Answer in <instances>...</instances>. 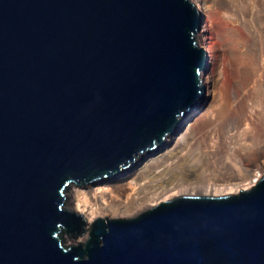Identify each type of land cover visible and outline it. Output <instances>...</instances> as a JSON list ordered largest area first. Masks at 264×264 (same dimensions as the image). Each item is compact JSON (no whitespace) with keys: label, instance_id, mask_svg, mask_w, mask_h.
<instances>
[{"label":"water","instance_id":"95a60500","mask_svg":"<svg viewBox=\"0 0 264 264\" xmlns=\"http://www.w3.org/2000/svg\"><path fill=\"white\" fill-rule=\"evenodd\" d=\"M192 0H0V264H264V176L127 220L87 221L68 191L174 135L206 96Z\"/></svg>","mask_w":264,"mask_h":264},{"label":"bare ground","instance_id":"6f19581e","mask_svg":"<svg viewBox=\"0 0 264 264\" xmlns=\"http://www.w3.org/2000/svg\"><path fill=\"white\" fill-rule=\"evenodd\" d=\"M192 1L205 16L202 32H208L215 23L218 29L203 39L209 43L210 55V70L205 80L207 93L199 106L187 113L189 118L192 113L195 115L189 123L185 121L184 127L190 132L197 126L209 129L211 142L202 148L199 163H194L189 146L183 145L179 137L174 140L169 135L156 149L135 154L134 163L117 175L91 184H75L69 193V209L86 219V231L99 218L107 223V218L134 219L178 197L236 195L253 188L263 178L258 170L264 168V153L258 152L250 161L258 172L248 182L242 169L228 161L226 154L231 140L242 128L252 124V117L246 114L244 98L239 93L242 85L237 81L247 65L244 58L237 56H247V36H261L257 22L262 0ZM217 32L222 34L227 50L211 41ZM249 68L252 73L259 71L256 64ZM210 174L215 178L204 181L203 178Z\"/></svg>","mask_w":264,"mask_h":264},{"label":"rangeland","instance_id":"374dc122","mask_svg":"<svg viewBox=\"0 0 264 264\" xmlns=\"http://www.w3.org/2000/svg\"><path fill=\"white\" fill-rule=\"evenodd\" d=\"M258 17L259 19L257 22L258 24L257 26L261 32V36L260 37L247 36V40L245 43L247 46L246 57L245 55L237 56L236 54L238 59L244 58L245 63L247 65V69L244 71V74L240 76L237 74L236 77L239 76L237 81H239V83H241L242 85L240 87L239 93L241 94L242 98H244L246 114L248 113L252 117L251 120L252 124L248 127L242 128L240 130V133H238L231 140V142L227 145L226 148L228 161H230L231 163L242 169L243 171L242 175L246 179H249L247 180V182L250 181V179H252L258 171H261L264 176V168H260L257 171L255 167H253L250 164V161L256 158L258 152L264 153V0H262L260 10L258 11ZM217 29H218V24L215 23L214 27L212 26L208 32L201 33L202 39H204V37L207 36L206 34L209 35L210 32L212 33ZM211 41L214 42L215 44H218L219 46L224 47L225 50H227V47L224 46L223 44L222 34L217 32V34L213 35ZM203 43L205 44L208 52L209 43H206V41L204 40ZM209 59H210V55H209ZM253 64H256L259 69V71H257L256 73H252V71L249 68ZM209 70L207 71V74L209 73ZM206 76H205V80H206ZM229 80L232 82L233 78L231 77ZM206 93H207V85H206ZM193 115L195 114L192 113V117H194ZM192 117L189 118L187 114V117L184 118L183 120L182 123L183 125L181 124L183 127L181 128L180 125L179 130H177L175 135H172V139L175 140L177 137H179L180 142L183 145L189 146L190 148L189 154L191 159L195 161L194 163H199L198 161L201 156L202 148L208 146L211 142L210 141L211 139L208 137L209 129H205L197 126L196 129L193 130L192 132L187 131V129L184 127L185 121L189 123ZM154 153L155 151L152 154ZM236 153L240 154V156L239 157L233 156ZM214 178L215 176L210 174L207 177H204L203 180L207 181L208 179H214ZM74 185L75 184L71 186L70 190L73 189ZM70 190L68 191V198H69ZM69 203L70 201H67L66 208L68 209H69ZM90 231L91 228H88L85 234L80 235L77 238L67 236L66 237L67 241L69 244L85 243L90 237ZM84 237H86V239Z\"/></svg>","mask_w":264,"mask_h":264}]
</instances>
